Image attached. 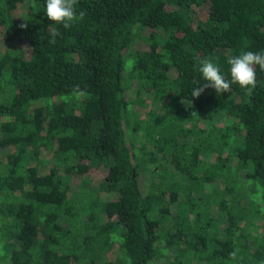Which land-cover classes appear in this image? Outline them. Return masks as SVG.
I'll use <instances>...</instances> for the list:
<instances>
[{
	"label": "trees",
	"instance_id": "1",
	"mask_svg": "<svg viewBox=\"0 0 264 264\" xmlns=\"http://www.w3.org/2000/svg\"><path fill=\"white\" fill-rule=\"evenodd\" d=\"M75 7L0 0V264H264V71L191 96L264 51V0Z\"/></svg>",
	"mask_w": 264,
	"mask_h": 264
},
{
	"label": "clouds",
	"instance_id": "2",
	"mask_svg": "<svg viewBox=\"0 0 264 264\" xmlns=\"http://www.w3.org/2000/svg\"><path fill=\"white\" fill-rule=\"evenodd\" d=\"M78 0H46V16L53 25H62L64 29L72 26L73 22L82 20L86 15L84 10L79 12L77 16L76 5ZM27 23H22L20 28H26ZM49 35L51 39L49 44H55L56 38L61 36L60 31L50 25ZM24 49H29L25 46ZM227 63L230 66V80L227 79L220 71L219 66L211 59H203L198 61V71L206 83L192 90L191 96L199 98V96L207 88H212L216 93H227L231 90L233 84H238L243 89L253 90L257 86L256 68L264 71V51L241 52L239 55L229 56ZM74 95L84 97L86 93L77 86L73 90Z\"/></svg>",
	"mask_w": 264,
	"mask_h": 264
},
{
	"label": "rangeland",
	"instance_id": "3",
	"mask_svg": "<svg viewBox=\"0 0 264 264\" xmlns=\"http://www.w3.org/2000/svg\"><path fill=\"white\" fill-rule=\"evenodd\" d=\"M203 14L204 13H200V17L201 16H203ZM20 15V14H19ZM141 44H142V42H141V40H139V39H136L135 41H134V43H133V46H132V48L133 49H137V48H140L141 47ZM17 46H19L18 45V43H15V42H9V43H5V42H3L2 41V39H1V36H0V49H3V48H15V47H17ZM28 52H29V50L28 49H26V54L28 55ZM130 96L132 97V96H134V91L132 90L131 91V94H130ZM145 98H146V102H147V104L150 102V96H149V93H147L146 94V96H145ZM153 104H155L154 102H153ZM152 106V105H151ZM149 104L148 105H146V106H137L136 107V109L137 110H139L140 111V114H141V117H147V113H148V110H149V108L151 107ZM238 179H241L240 178V176H238ZM241 181V180H240ZM77 183H78V177H76V178H74V185H77ZM73 185V186H74ZM75 187V186H74ZM248 190H246L245 192V195L246 194H248V192H247ZM248 197V196H247ZM112 198H114V195H113V197ZM248 199H249V197H248ZM242 205H243V208L245 209V210H247V205H248V202H247V198H245V200L242 202ZM255 222L256 223H258L256 220H255Z\"/></svg>",
	"mask_w": 264,
	"mask_h": 264
}]
</instances>
